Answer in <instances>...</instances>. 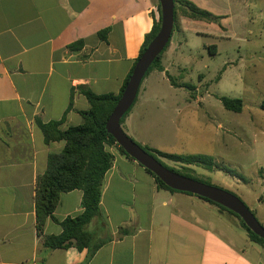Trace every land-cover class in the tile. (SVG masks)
<instances>
[{"label":"crops","instance_id":"obj_1","mask_svg":"<svg viewBox=\"0 0 264 264\" xmlns=\"http://www.w3.org/2000/svg\"><path fill=\"white\" fill-rule=\"evenodd\" d=\"M184 1L214 13L249 12L257 0ZM157 6V0H0V264H264V246L251 242L235 217L196 196L157 188L116 146L106 148L112 166L103 179L99 214L86 226L93 245L108 241L88 258V249H45L37 236L36 179L64 143L46 144L35 120L61 121L65 131L80 125L79 112L89 108L80 88L117 96L158 21ZM105 29L102 41L98 33ZM180 45L170 41L162 71L144 78L121 124L140 146L147 143L134 128L146 130L142 115L150 103L163 101L160 82L169 96L185 90L167 79ZM81 200L79 190L61 194L43 236L59 235L62 221L83 212ZM255 205L264 227V192Z\"/></svg>","mask_w":264,"mask_h":264},{"label":"rangeland","instance_id":"obj_2","mask_svg":"<svg viewBox=\"0 0 264 264\" xmlns=\"http://www.w3.org/2000/svg\"><path fill=\"white\" fill-rule=\"evenodd\" d=\"M215 13L226 17L217 24L191 21L177 10L171 40L181 44V52L167 79L193 89L169 96L168 85L160 82L163 101H153L142 115L146 130H134L147 143L141 147L165 166L233 194L254 214L264 192V1H251L249 12ZM221 97L241 100L242 111L225 110ZM155 151L211 157L221 170L185 171Z\"/></svg>","mask_w":264,"mask_h":264},{"label":"trees","instance_id":"obj_3","mask_svg":"<svg viewBox=\"0 0 264 264\" xmlns=\"http://www.w3.org/2000/svg\"><path fill=\"white\" fill-rule=\"evenodd\" d=\"M173 3L174 27L172 33L175 30L178 9H181L184 16L191 20L205 21L217 24L224 18L222 16H217L208 11L202 10L188 1L173 0ZM157 10L159 14L158 21L154 23L152 30L145 37L139 57L142 55L150 41L158 32L161 18L159 3L157 6ZM107 33L108 29L99 32V39L105 41ZM170 41L171 37L164 50L146 72L144 78L154 69L162 71V67L160 65L161 56L169 46ZM78 44L80 46L81 42L69 46V49H72ZM139 57L137 58V60L139 59ZM130 75L131 73L125 79L121 91L117 96H114L112 94L95 95L88 89L80 88L79 90L85 97L89 108L86 111L79 112L82 118V123L78 126L70 127L65 131H60L59 125L61 124V121H52L43 124L40 120H35L36 125L40 129L43 135V140L46 144L51 142L64 143V148L60 153L48 155L46 170L42 175L37 177L35 184V228L37 236L42 237V246L45 249H68L70 247H74L79 251L88 249V258H90L104 242L108 241L106 240L104 242L93 245L92 235L86 230V226L99 214V203L101 199L103 179L107 171L112 166L113 156L110 152H108L106 148L108 146H116L120 153L129 157L121 148L117 146L115 140L106 132L105 125L120 95L122 94ZM169 81L172 86H175V83L172 80ZM187 86L188 85L184 84L180 87L186 89ZM188 87H190L189 89L191 90L193 89V87L191 86ZM219 101L223 108L227 111L234 113H240L242 111L243 105L242 101L239 99H229L226 97H221L219 98ZM133 105L131 106V108L133 107ZM70 108L71 103L69 104L67 110H69ZM131 108L121 118L120 126L123 123L125 117L130 112ZM260 109L264 112V99L260 104ZM138 146L141 147L140 145ZM141 148L171 172L210 185L192 177L186 172L182 173L173 168L165 166L155 155L151 154L147 149L143 147ZM155 154L175 164L181 165L183 169H185V171H188L187 169H190V167H201L208 172H212L214 169L221 170L220 167L213 162V159L211 157L200 155L184 157L177 155H167L158 151H155ZM146 172L153 177L157 188L165 189L171 192H177L166 187L150 171L146 170ZM243 181L245 180L243 179ZM74 190H79L82 192L81 206L83 208V212L76 217H68L64 221H62L60 223L61 233L59 235L43 236V226L48 218H52V214L59 202L60 195L63 193H69ZM184 194L194 196L189 193ZM197 198L235 217L239 222V226L246 232L248 239L253 243L264 246V241L250 232L246 228L244 223L234 213L206 199L200 197ZM121 233L125 232L123 231Z\"/></svg>","mask_w":264,"mask_h":264},{"label":"water","instance_id":"obj_4","mask_svg":"<svg viewBox=\"0 0 264 264\" xmlns=\"http://www.w3.org/2000/svg\"><path fill=\"white\" fill-rule=\"evenodd\" d=\"M158 3L161 17L158 32L136 61L125 88L106 122V132L126 155L150 171L166 187L177 192L192 194L225 208L234 213L250 232L264 241V227L240 199L222 189L171 172L133 142L121 129V118L133 105L146 72L164 50L172 35L173 0H158Z\"/></svg>","mask_w":264,"mask_h":264}]
</instances>
